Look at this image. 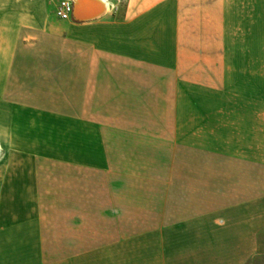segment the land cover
Returning a JSON list of instances; mask_svg holds the SVG:
<instances>
[{
    "label": "crops",
    "instance_id": "0c3cea01",
    "mask_svg": "<svg viewBox=\"0 0 264 264\" xmlns=\"http://www.w3.org/2000/svg\"><path fill=\"white\" fill-rule=\"evenodd\" d=\"M106 1L78 22L0 0V264H243L264 227V0ZM32 69L46 91L11 92ZM43 160L75 171L70 201L43 198Z\"/></svg>",
    "mask_w": 264,
    "mask_h": 264
},
{
    "label": "rangeland",
    "instance_id": "374dc122",
    "mask_svg": "<svg viewBox=\"0 0 264 264\" xmlns=\"http://www.w3.org/2000/svg\"><path fill=\"white\" fill-rule=\"evenodd\" d=\"M194 24H196V26H194ZM200 26L201 25H199V22H196V23L193 22L192 30H194V28L198 30L200 29ZM68 52H69L68 55H65L63 58H58V60L63 59L65 63L64 72H63L64 73L63 82L61 85V89H63L62 90L63 91V97H62L63 102L62 103L65 109L70 110L71 103L80 105L81 100L79 99H80V95H82L83 86H79L80 87L78 88L79 90L78 89L76 90V88L73 87V85L70 82V76H71L70 61L72 60V58H71L70 51ZM25 72H27L26 75L29 74V72L24 69V73ZM31 72H35V74L30 73L29 75L30 77L29 76L27 77L28 83L25 84V86L19 85V83H17V80H16V84H12L10 86L9 88L10 91L11 92H19V91L23 92L24 89H21V88L25 87V90L29 92H32V91L33 92H45L46 91L45 87L43 86L36 87L34 84L35 80H38L39 78L42 77V75L40 76V69H32ZM82 75H84V73H82L81 71L80 76ZM48 78H50V74H48ZM68 78H69V81H67ZM129 167L131 171L135 170L134 169L135 166H129ZM19 170H20L19 166H17L16 171H19ZM31 171L34 173H37L38 179H39L37 181V184L39 185V188L44 190L46 195H44L43 198L46 199V201H51L57 198L64 202L67 201V199L69 201L71 200L70 196H66V193H67L66 190H70L73 187V185L75 186L76 184V181L73 180V174H75V171H73V168L71 166L60 164L58 162L43 160V161H38L34 163V165H32ZM87 177H88V174H86L83 177L81 176L82 178L81 182H83L84 180V183L89 184L90 181L86 179ZM238 184H241L240 188L243 187L242 182L238 181ZM256 184H257L256 195L258 196V194H263L264 193V181H259V182L257 181ZM59 189H62L63 191H61L60 193L58 192ZM79 199L81 200V202L84 200L87 201L86 197H81ZM122 200H124L123 202L125 203V205L133 206L137 204H143L144 198L131 195V196L122 198ZM96 203H97V207L101 206L100 212H97V216H99L102 214V211H103V197L97 195ZM48 210H51V209H48ZM97 211L99 210L97 209ZM55 214L56 213L54 210V213H52L51 215H55ZM259 215L261 214H256L257 221L259 220V217H260ZM97 219L101 220V218L100 219L97 218ZM48 247H49L48 248L49 251L47 252V255L49 257L52 255H55L53 247L52 246H48ZM240 248H241L240 252L242 253V257L244 258L243 264H264V255L258 254L259 251L264 250V227L257 230L254 242H253V239L250 238L243 245H240ZM47 263L53 264L54 262H52V260H49Z\"/></svg>",
    "mask_w": 264,
    "mask_h": 264
},
{
    "label": "bare ground",
    "instance_id": "6f19581e",
    "mask_svg": "<svg viewBox=\"0 0 264 264\" xmlns=\"http://www.w3.org/2000/svg\"><path fill=\"white\" fill-rule=\"evenodd\" d=\"M75 3L76 15L82 20L96 19L113 8L106 0H75Z\"/></svg>",
    "mask_w": 264,
    "mask_h": 264
},
{
    "label": "built area",
    "instance_id": "2783aa9c",
    "mask_svg": "<svg viewBox=\"0 0 264 264\" xmlns=\"http://www.w3.org/2000/svg\"><path fill=\"white\" fill-rule=\"evenodd\" d=\"M57 15L65 21H70L73 19V3L69 0H62Z\"/></svg>",
    "mask_w": 264,
    "mask_h": 264
},
{
    "label": "water",
    "instance_id": "95a60500",
    "mask_svg": "<svg viewBox=\"0 0 264 264\" xmlns=\"http://www.w3.org/2000/svg\"><path fill=\"white\" fill-rule=\"evenodd\" d=\"M73 3V19L75 21H78V22H84V21H89V20H94V19H88V20H82V19H79L76 15V3H75V0H69ZM101 17V16H100ZM99 18V17H97Z\"/></svg>",
    "mask_w": 264,
    "mask_h": 264
},
{
    "label": "trees",
    "instance_id": "16d2710c",
    "mask_svg": "<svg viewBox=\"0 0 264 264\" xmlns=\"http://www.w3.org/2000/svg\"><path fill=\"white\" fill-rule=\"evenodd\" d=\"M259 255H264V250L258 252Z\"/></svg>",
    "mask_w": 264,
    "mask_h": 264
}]
</instances>
